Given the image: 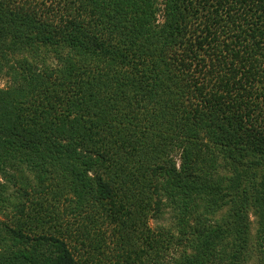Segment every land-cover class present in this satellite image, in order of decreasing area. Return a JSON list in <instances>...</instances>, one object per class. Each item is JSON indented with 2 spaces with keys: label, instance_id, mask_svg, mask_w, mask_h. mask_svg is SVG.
<instances>
[{
  "label": "trees",
  "instance_id": "16d2710c",
  "mask_svg": "<svg viewBox=\"0 0 264 264\" xmlns=\"http://www.w3.org/2000/svg\"><path fill=\"white\" fill-rule=\"evenodd\" d=\"M1 77L0 264H264V0H0Z\"/></svg>",
  "mask_w": 264,
  "mask_h": 264
},
{
  "label": "rangeland",
  "instance_id": "374dc122",
  "mask_svg": "<svg viewBox=\"0 0 264 264\" xmlns=\"http://www.w3.org/2000/svg\"><path fill=\"white\" fill-rule=\"evenodd\" d=\"M6 83H7V78L6 77H1L0 78V87H5ZM150 223L151 224H155V220H151Z\"/></svg>",
  "mask_w": 264,
  "mask_h": 264
}]
</instances>
